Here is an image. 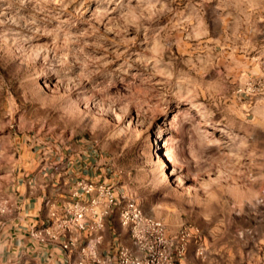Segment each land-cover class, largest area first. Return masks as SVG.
<instances>
[{
    "label": "rangeland",
    "instance_id": "obj_1",
    "mask_svg": "<svg viewBox=\"0 0 264 264\" xmlns=\"http://www.w3.org/2000/svg\"><path fill=\"white\" fill-rule=\"evenodd\" d=\"M31 165L264 264V0H0V198Z\"/></svg>",
    "mask_w": 264,
    "mask_h": 264
},
{
    "label": "built area",
    "instance_id": "obj_2",
    "mask_svg": "<svg viewBox=\"0 0 264 264\" xmlns=\"http://www.w3.org/2000/svg\"><path fill=\"white\" fill-rule=\"evenodd\" d=\"M77 187L76 200L60 215L53 213L49 225L34 228L30 233L33 240L43 245H55L66 238L61 244L64 251L83 242L79 259L71 264H182L191 237L187 230L169 235L162 222L145 215L140 205L131 199L118 208L121 198L113 186L79 181ZM115 210L133 248L119 245L109 255H100L105 221Z\"/></svg>",
    "mask_w": 264,
    "mask_h": 264
},
{
    "label": "crops",
    "instance_id": "obj_3",
    "mask_svg": "<svg viewBox=\"0 0 264 264\" xmlns=\"http://www.w3.org/2000/svg\"><path fill=\"white\" fill-rule=\"evenodd\" d=\"M71 168L58 173L31 165L15 176L9 188L12 191L0 198V264H71L79 259L83 242L64 251L61 244L66 238L55 245H43L30 236L34 228L49 225L53 213L60 215L76 200L81 176L79 170ZM96 170L102 172H87L96 181L93 183L101 181V176L94 177ZM102 236L100 255H109L119 245L133 248L127 230L119 224L117 210L106 219Z\"/></svg>",
    "mask_w": 264,
    "mask_h": 264
},
{
    "label": "bare ground",
    "instance_id": "obj_4",
    "mask_svg": "<svg viewBox=\"0 0 264 264\" xmlns=\"http://www.w3.org/2000/svg\"><path fill=\"white\" fill-rule=\"evenodd\" d=\"M163 165H164V164H163ZM163 165H162V168H163ZM159 166H161V164H160ZM162 168H161V169H162ZM159 169H160V168H159Z\"/></svg>",
    "mask_w": 264,
    "mask_h": 264
}]
</instances>
